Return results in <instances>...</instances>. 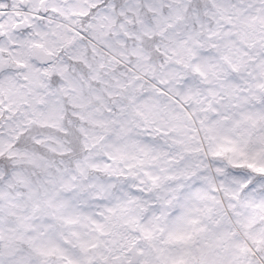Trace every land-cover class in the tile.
<instances>
[{"label": "snow or ice", "instance_id": "6c2138e0", "mask_svg": "<svg viewBox=\"0 0 264 264\" xmlns=\"http://www.w3.org/2000/svg\"><path fill=\"white\" fill-rule=\"evenodd\" d=\"M0 264H264V0H0Z\"/></svg>", "mask_w": 264, "mask_h": 264}]
</instances>
